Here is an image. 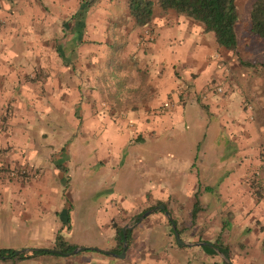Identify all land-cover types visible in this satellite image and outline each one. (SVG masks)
<instances>
[{
    "label": "crops",
    "instance_id": "crops-1",
    "mask_svg": "<svg viewBox=\"0 0 264 264\" xmlns=\"http://www.w3.org/2000/svg\"><path fill=\"white\" fill-rule=\"evenodd\" d=\"M156 10L146 28L134 25L126 0H0V131L12 129L8 140L0 139V149L14 146L34 157L37 150L24 130L42 120V115L54 113L53 107H66L65 121L77 131L82 129L95 139L105 132L97 139L96 161L115 165L121 149L145 145L150 138L184 125L191 116L199 121L206 117L208 122L200 128L206 135L212 123L216 147V155L205 157L207 168L222 171L215 189L201 183L196 167L187 165L173 171L180 176L178 189L150 185L136 207L111 194L108 203L116 202L107 204L111 212H105L106 220L120 225L146 204L161 201L181 233L188 226L199 228L201 234L195 232L190 239L199 235L204 242L218 240L232 264H264V189L260 187L264 180L257 182L258 176L264 179V55L252 59L242 53L243 49L244 54H261L264 40L248 33L247 42H242L235 29L236 49L225 51L190 19L174 13L159 16ZM115 18L121 27L114 26ZM104 34L111 35L115 43L108 55ZM228 62L235 67L230 68ZM121 66L129 74L140 68L141 89H134L138 84L131 80V93H137L125 102L124 111L114 109L119 107L120 95L113 94L117 99L110 105L116 114L106 116L93 107L102 98L94 85L101 81V74L115 78ZM215 80L222 85L220 93L214 90ZM51 154L42 156L46 166L35 163L34 178L29 181L13 185L0 175V208L2 200L9 204L12 198L14 217L31 216L40 225L49 218L55 227L53 235L59 236L64 225L63 231L69 232L70 198L67 189L49 185L54 169L62 165ZM5 161L10 162V157ZM213 162L217 163L215 169H211ZM60 170L64 172L63 167ZM160 181L158 175V184ZM194 193L203 209L191 224ZM60 210L67 211L66 222L58 219ZM112 236L111 246L104 250L109 253L115 246L114 230ZM44 250H53V246ZM104 251L107 260L123 259ZM132 252L125 251L124 258H135Z\"/></svg>",
    "mask_w": 264,
    "mask_h": 264
},
{
    "label": "rangeland",
    "instance_id": "rangeland-1",
    "mask_svg": "<svg viewBox=\"0 0 264 264\" xmlns=\"http://www.w3.org/2000/svg\"><path fill=\"white\" fill-rule=\"evenodd\" d=\"M250 1L235 0L234 2L237 13L235 29L239 40L242 42H247L244 38L249 33L247 32V7ZM157 14L160 16V13ZM175 15L184 17L183 15ZM114 20V26L121 27L118 25V19L115 18ZM194 24L200 26L197 23ZM86 35L89 37L88 33ZM103 36L108 40L105 51L108 55L112 52L110 45L115 46V43H113L114 40L111 35L104 34ZM213 42L215 43L214 39ZM241 48L244 47L241 46ZM214 52L215 50L213 54ZM242 53L244 57L252 59L264 55V51L261 54L260 51L257 53L253 51L252 55L244 54L243 49ZM210 56L212 58V54ZM119 58L122 59V57ZM227 65L232 69L235 67L232 62H228ZM125 66L120 67L122 70L115 78L101 74L98 77L101 78V81L97 80L96 85H94L95 90L101 93L102 98L97 100L93 107H96L98 112H103L106 116L115 113L114 109L116 108L124 111L125 102L132 99V93L133 95L137 93H131V88L128 85L129 82H132L131 80L138 84L134 89H141L140 81L143 77L140 68L138 71L135 70L136 72L129 74ZM104 69L111 70V67ZM237 70L235 73L239 72ZM215 83L216 80L213 84ZM216 84L218 87H222L220 83L217 82ZM220 92H222V88ZM113 94L120 95V98L117 101L119 107H114L112 110L111 100L114 102L117 99ZM52 109L54 113L42 115V120L32 122L29 129L24 130V136L26 135L33 140V148L37 150L34 157L32 153L28 156V153L21 152L18 147L13 149L14 146H5L0 149L2 156L0 175L6 183L11 182L14 185L15 182L29 181L34 178L35 169L33 166L35 163L43 167L47 165L46 159L42 157L43 154L53 152L55 155L51 154V156L62 160V165L54 169L55 173L51 172L50 174L54 173L55 177L50 176L48 181L54 189H67L69 193L70 203L68 206L70 209H67L70 210L69 232L63 231L66 227L64 225L59 238L64 243L74 245V248H79V250L72 254L22 258L15 260L14 263V260L8 258L0 260V264H215V262L218 264L221 259L218 256L213 257L206 246H181L173 240L174 237L170 239L166 217L162 216V212L156 210L130 229L129 246L128 248L126 246L125 251L127 253L133 251L135 258L122 257L123 259L107 260V257L102 254V251L109 248L111 241H113L111 221L106 220L109 217L105 214V212H111L107 204L116 202L112 200L111 203H108L110 201L107 198H111V194L117 195L115 200L121 197L125 201L133 202L136 207L144 199V191L150 185H164L166 189H178L177 183L180 176L173 171L184 169L187 165L196 167L201 183L215 189V184L222 171H212L207 168L208 163L205 157L208 154V156L216 155V147H214L211 135L212 123L206 130V135L202 132L203 128H200L201 124L203 127L206 120L208 122L206 117L199 121L196 117L191 116L184 125L176 126L169 131L166 130L165 133H161L158 137L150 138L145 145L121 149L120 153H116V156L119 155V160L115 159L117 162L112 165L108 162L101 164L96 161L98 142H100L97 139L104 137V131L102 137L96 136L97 139H95L89 136L90 133L87 134L82 129L77 131L70 122L65 121L68 116L66 107H53ZM0 132V139L8 140L12 129L7 128ZM17 132L19 133V131ZM16 152L19 153L18 156H14ZM7 156L10 157V162L5 161ZM56 158L53 157L52 160L55 162ZM199 158L202 159V162L198 161ZM20 159H24V162L18 165L16 162ZM216 164L213 162L211 169H215ZM61 167H63L64 172L60 170ZM158 175L161 180L159 184ZM262 177L258 176L257 182L259 180L260 183L261 180H264ZM260 187L264 189L262 186ZM11 200L13 199L10 198L11 203L9 202V204L6 200L1 201L3 207L0 208V249L8 248L15 252L24 248L33 250L32 248L45 249L51 245L54 246L56 235H53L52 232L54 227L52 221L45 218L43 224L40 225L31 216L29 218L25 216L24 219L14 217L11 210L14 205H12ZM149 204H146L145 207ZM59 207H61V203ZM136 214L120 221L121 227L123 222L133 223L134 217L140 215L139 212ZM58 216L61 222L68 220L66 210H60ZM112 216L114 217L113 214ZM58 219L54 222H58ZM204 227L206 230L208 229V226ZM184 229L186 231L179 235L181 241L201 242L199 235L190 239L195 232L201 234L199 228L191 229L188 226Z\"/></svg>",
    "mask_w": 264,
    "mask_h": 264
},
{
    "label": "trees",
    "instance_id": "trees-1",
    "mask_svg": "<svg viewBox=\"0 0 264 264\" xmlns=\"http://www.w3.org/2000/svg\"><path fill=\"white\" fill-rule=\"evenodd\" d=\"M235 0H126V8L129 16L133 19L134 25L138 27L150 28L153 19L154 10L160 15L167 13H174L183 15L192 22L199 24L203 32H208L212 35L215 43L219 47L234 52L236 49V35L235 23L237 21V13L235 9ZM248 32L259 39L264 40V0H251L247 7ZM194 201L189 212V223H195L198 214L203 207L197 200V195L194 193ZM163 204L161 201H153L148 206L143 208L142 212L156 206ZM164 205V204H163ZM165 206V205H164ZM156 211L162 212L157 209ZM169 213V212H168ZM175 224V220L171 219ZM166 224L169 226V235L173 237L172 229L169 220L166 219ZM114 230L115 246L109 251L118 254L122 247V233L121 226L111 223ZM176 230L180 235V229L176 226ZM131 230H126L127 245L130 240ZM218 248L224 255L229 258L228 252L218 240L211 243ZM213 257H216L213 249L205 245ZM75 246L66 244L60 240L56 235L54 239L53 250H60L61 252H70ZM13 249H0V260L8 258L14 260L29 258L41 254H55L53 251L44 249H33L27 253L13 255ZM215 264H217L215 262ZM218 264H224L221 260Z\"/></svg>",
    "mask_w": 264,
    "mask_h": 264
},
{
    "label": "water",
    "instance_id": "water-1",
    "mask_svg": "<svg viewBox=\"0 0 264 264\" xmlns=\"http://www.w3.org/2000/svg\"><path fill=\"white\" fill-rule=\"evenodd\" d=\"M157 209L162 210V212L165 215L166 219L169 220L170 227H171L172 233H173V237L175 239V242L178 245H181V246H190V245L203 246V245H208V246H210L213 249V251L215 252L216 256H218L224 264H232L230 259L226 255H224L218 248L213 246L211 243L204 242V241L195 242V243L181 241L180 238H179V234H178V232L176 230L175 224L172 222L170 215L165 210V207L162 204L156 205V206H154V207L142 212L140 215L134 217V222L133 223H126V224H124L121 227V233H122V239L123 240H122V247H121L120 253L115 254V253H109L107 251H104V253L111 254V255H113L114 257H117V258L124 257V252H125V248H126V245H127L126 230H130L134 225H136L139 221H141L145 216H147L149 213H151L152 211H155ZM78 250H79V248H74L70 252H61L60 250H50V251H53V252H55L57 254H70V253H75ZM29 251L30 250H28V249H22V250H19V251H15L13 253V255H18V254L29 252Z\"/></svg>",
    "mask_w": 264,
    "mask_h": 264
},
{
    "label": "built area",
    "instance_id": "built-area-1",
    "mask_svg": "<svg viewBox=\"0 0 264 264\" xmlns=\"http://www.w3.org/2000/svg\"><path fill=\"white\" fill-rule=\"evenodd\" d=\"M1 24H2V22L0 21V26H1ZM214 90L216 91V92H220L221 91V88L220 87H217V86H215L214 87ZM263 188H264V183H262V185H261Z\"/></svg>",
    "mask_w": 264,
    "mask_h": 264
}]
</instances>
